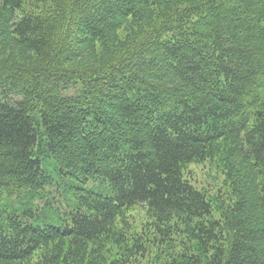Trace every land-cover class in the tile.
I'll return each instance as SVG.
<instances>
[{"label": "trees", "instance_id": "obj_1", "mask_svg": "<svg viewBox=\"0 0 264 264\" xmlns=\"http://www.w3.org/2000/svg\"><path fill=\"white\" fill-rule=\"evenodd\" d=\"M0 264H264V0H0Z\"/></svg>", "mask_w": 264, "mask_h": 264}, {"label": "rangeland", "instance_id": "obj_2", "mask_svg": "<svg viewBox=\"0 0 264 264\" xmlns=\"http://www.w3.org/2000/svg\"><path fill=\"white\" fill-rule=\"evenodd\" d=\"M189 170L192 173L188 176L190 182L197 189L207 194L220 193L224 190L223 175L214 166L209 165L207 162L191 164ZM103 193L106 194V190H103ZM56 197L58 200H62L63 204L69 202V196L67 195H57Z\"/></svg>", "mask_w": 264, "mask_h": 264}]
</instances>
